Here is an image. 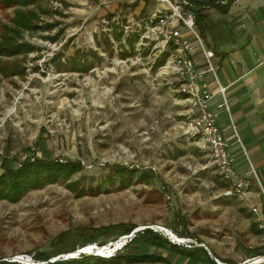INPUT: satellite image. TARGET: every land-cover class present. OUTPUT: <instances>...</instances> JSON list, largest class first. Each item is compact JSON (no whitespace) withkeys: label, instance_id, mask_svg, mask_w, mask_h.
I'll use <instances>...</instances> for the list:
<instances>
[{"label":"rangeland","instance_id":"1","mask_svg":"<svg viewBox=\"0 0 264 264\" xmlns=\"http://www.w3.org/2000/svg\"><path fill=\"white\" fill-rule=\"evenodd\" d=\"M149 4L143 0H47L38 25L54 23L53 30L22 33L19 42L30 43L33 51L0 59L6 73L12 67L21 72L13 76L0 73V156L13 159L14 167L33 155L79 160L84 169L71 180L82 187H96L104 181L100 192L80 198L66 188V182L58 181L28 191L16 203L0 199V262H13L15 257L51 264L76 258L78 250L90 253V244L81 247L87 235L81 238L75 233L98 228L101 233L93 249L101 254L98 246L111 249L124 242L119 239L124 235L108 234L112 229L103 234L102 229L118 223L135 224L137 229L160 225L158 229L165 235L178 239L171 232L176 211L189 216L190 231H215L225 254L232 236L242 238L245 209L234 196L225 195L228 185L215 175L202 140L183 132L181 107L150 67L148 55L136 59L133 36L127 40L128 48L123 47L118 19L113 20L111 14H118L119 21L139 18ZM198 10L218 15L208 4ZM13 14V8L0 4V25H11ZM107 16L111 17L108 29L102 24ZM220 18L224 19L220 26L228 29L231 20L216 19ZM204 25L198 24V30L211 47L219 39L203 33ZM49 35H55V40L47 38ZM228 35L223 33L220 40ZM82 53L86 57L80 60L91 68L73 70L70 61ZM55 54L61 55L60 69L51 61ZM213 62L217 66L215 59ZM66 63L68 69L63 68ZM118 164L153 176L149 183L133 178L122 187L114 173ZM237 168L240 170L239 164ZM111 177L114 184L106 181ZM177 231H181L179 226ZM103 241L106 245H97ZM71 246L74 249L47 261L35 259L41 252L52 254L58 247ZM139 246L151 248L141 237L127 249L139 250ZM125 250L100 257L111 259L120 253L121 261L113 264H132L124 260L131 252Z\"/></svg>","mask_w":264,"mask_h":264},{"label":"crops","instance_id":"2","mask_svg":"<svg viewBox=\"0 0 264 264\" xmlns=\"http://www.w3.org/2000/svg\"><path fill=\"white\" fill-rule=\"evenodd\" d=\"M211 14L209 13L204 21L206 23L202 32L218 36L219 40L215 41L211 47L207 46L215 53L218 78L226 87L230 116L224 110L215 108L221 102L219 94L214 96L212 104L218 124L229 139V150L236 157L237 172L242 174L240 171L242 169L246 172L250 169L248 168L250 165L256 171L261 188L252 179L248 200L242 201L234 196L247 215L243 218L245 220L242 238L238 235L229 239L230 250L227 254L223 252L220 241L214 235L215 231L210 230L211 234L200 232L205 229H197L200 233L190 231L189 216L176 211L175 226L171 227V232L173 231L177 238L179 237L178 239H184L187 243H173L166 235H163L171 246L151 247L155 251L139 246L138 251L141 254H154L158 258L156 263L142 264H250L246 261L264 258V233L258 227L257 217L248 207V203H253L264 214V0H238L235 5L232 3L227 14L218 12H216L218 15ZM220 16L226 18V21L231 20L228 29L220 26L224 22L222 18L216 19ZM3 24L5 23L0 26ZM223 33H229L228 38L220 40ZM204 82L212 92H216L214 80L210 74L205 76ZM231 121L236 127L240 142L234 138ZM238 164L240 170L237 168ZM212 169L219 177L216 168L213 166ZM178 226L181 228L180 232L177 231ZM137 230L142 232L144 229ZM159 250H165V252L161 253ZM258 264H264V261Z\"/></svg>","mask_w":264,"mask_h":264},{"label":"built area","instance_id":"3","mask_svg":"<svg viewBox=\"0 0 264 264\" xmlns=\"http://www.w3.org/2000/svg\"><path fill=\"white\" fill-rule=\"evenodd\" d=\"M143 1L152 5L149 4L150 7L148 6L147 12L142 17H127L126 20L119 21L118 14H111L113 20L119 21H117L118 32L122 36L123 47L128 48L127 40L133 36L134 42L131 43L133 49L137 51L136 59L144 60L145 55H148L150 67L162 78L172 92L173 101L181 107L179 114L183 132L194 139L202 140V146L208 151L211 164L216 168L219 177L228 185L225 195L235 196L242 201L248 200L252 187L251 180L254 179L259 187L260 182L253 167L244 174L237 172L236 157L229 150V139L218 124L212 104L214 96L216 94L221 96V102L215 108L224 110L229 116L230 108L226 98V87L220 83L218 68L213 62L215 53L207 46L198 30L197 2L194 0ZM109 16L102 18V24L106 29L110 24ZM159 62L161 64L157 65ZM207 74L212 76L216 92H212L205 84ZM231 130L234 138L240 142L233 121H231ZM248 207L257 217L258 227L264 233V214L253 203H248ZM150 228L165 236L164 231L158 229L161 227ZM131 239L132 237H129L127 241ZM168 239L173 243H187L184 239L173 240L170 237ZM259 260L258 263H261L264 258ZM246 262L258 264L255 263L257 259L254 258Z\"/></svg>","mask_w":264,"mask_h":264},{"label":"trees","instance_id":"4","mask_svg":"<svg viewBox=\"0 0 264 264\" xmlns=\"http://www.w3.org/2000/svg\"><path fill=\"white\" fill-rule=\"evenodd\" d=\"M47 0H0V4L5 8H13L14 14L11 18V25L3 24L1 26L0 32V59L2 57H11L18 56L21 53H24L26 56L28 53L33 51V46L28 42H19V38L22 33L25 32H36L40 29L51 30L54 28L55 24L51 23L46 26L41 27L38 25V20L40 18L41 13H45L43 9V2ZM233 0H229V2L225 3V5H221L216 1H210L205 4L196 3L198 7H203L206 4L210 5L214 10L220 14H227L230 6L232 5ZM32 6L33 8H29ZM208 15L201 14L199 10L197 11L196 18L197 24H205L204 22ZM47 38L50 40H55V35H49ZM78 55V53H76ZM124 53L123 55H125ZM74 56L72 58L71 65L73 70H88L91 68V64L85 63V60L82 62L80 60L81 57L85 58L86 54L82 53L80 56ZM60 54H55L52 56L51 61L56 64V66L60 69L62 66L60 63ZM56 60H58L56 62ZM162 62V61H161ZM161 62L157 63V65L161 64ZM64 69L67 68V63L63 66ZM5 68L0 63V73L4 75L13 76L15 74H20L21 72L14 71V67H12V71L9 73L5 72ZM11 70V68H10ZM1 163L0 168H2V172L0 173V199L6 200L8 202L16 203L18 202L23 195H25L28 191L33 189L42 188L48 184L64 181L66 182V188L70 191L74 192V195L77 198L83 197L85 195H92L100 192L102 187L104 186L103 182L99 183L98 186L94 187L93 185H89L87 187H82V185L76 181L71 180V178L81 172L84 169L83 163L79 160H62L60 158H47V157H38L31 156L26 157L21 160L18 164V167H14V160L10 159L8 156H0ZM114 173L116 177L120 178L118 182L123 187L127 185V183L132 182L133 178H138L143 183H149L150 179L153 176V173L147 172H139L138 169L126 166V165H114ZM106 181H109L111 184H114V179L108 178ZM136 228L135 224H125L118 223L112 225V227L107 226L103 230V234L108 233L109 229H112L108 234H115L117 236L129 235ZM98 229L91 230L89 232L77 231L75 234L81 235V238L87 235V239L84 241V247L90 244L89 249H93L96 244L97 236L101 231ZM143 238L144 241L154 248H165L171 246V243L165 238L162 234L153 231L151 228H145L142 232H137L135 236L126 242L123 246L124 250L127 249L131 243L135 241V238ZM95 241V242H94ZM97 245H106L103 241ZM53 248L56 246L54 243L52 244ZM176 246V245H174ZM123 247L117 249L116 251L122 249ZM70 249V250H69ZM71 249H74V246L63 247L55 249L52 254L41 252L35 259L36 261H47L49 258L53 256H57L63 252H69ZM125 250V251H126ZM73 251V250H72ZM115 251V252H116ZM119 254L114 255L113 258L102 259L99 255H85L80 254L76 258H67L62 260H57L51 262V264H96L94 262H98L97 264H113L115 261H121L119 259ZM127 255H124V260L132 263V264H142V263H151L157 261L158 258L154 256V254L140 253L138 250H131V252H127ZM113 256V255H112ZM109 257V256H108ZM104 261V262H101ZM0 264H21L20 262H10V261H2Z\"/></svg>","mask_w":264,"mask_h":264},{"label":"bare ground","instance_id":"5","mask_svg":"<svg viewBox=\"0 0 264 264\" xmlns=\"http://www.w3.org/2000/svg\"><path fill=\"white\" fill-rule=\"evenodd\" d=\"M168 237H170V236H168ZM170 238H172L173 240H177L174 236H172V237H170ZM121 240H123L124 242L122 243V244H117V245H115L114 246V248H111V249H107L106 247H100V246H98L97 248L99 249L97 252H99V251H101V254L100 253H95L94 251H95V249H87L91 254H94V255H99V256H104V257H108V256H112L113 254L112 253H114L117 249H119V248H121V247H123L125 244H126V242H127V239H125L124 237H121L120 238ZM179 241H181V240H179ZM87 253V252H86ZM75 255V254H74ZM73 255V256H74ZM33 259H30V258H28V260L27 259H25V260H18V259H15V257L13 258V261H16V262H20V263H24V264H33V262H31ZM257 261H259V259H257ZM256 263V262H255Z\"/></svg>","mask_w":264,"mask_h":264},{"label":"water","instance_id":"6","mask_svg":"<svg viewBox=\"0 0 264 264\" xmlns=\"http://www.w3.org/2000/svg\"><path fill=\"white\" fill-rule=\"evenodd\" d=\"M194 1L197 2V3H200V4H205V3H208V2L213 1V0H194ZM137 231H138V230L135 229V230H133V231L131 232V234H129V235H124V236H122V237H124L125 239H128L129 237H133V236L136 234ZM119 239H120V238H119ZM113 242H114V241L110 242L109 245H113ZM77 253H78L77 255H80V254L92 255L91 253H85V252L82 251V250H78ZM93 255H94V254H93ZM56 261H57V260H56ZM42 262H44V261H42ZM43 264H45V262H44Z\"/></svg>","mask_w":264,"mask_h":264}]
</instances>
